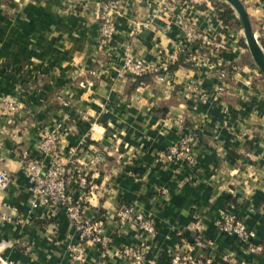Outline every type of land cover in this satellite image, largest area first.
Instances as JSON below:
<instances>
[{
	"label": "crops",
	"instance_id": "obj_1",
	"mask_svg": "<svg viewBox=\"0 0 264 264\" xmlns=\"http://www.w3.org/2000/svg\"><path fill=\"white\" fill-rule=\"evenodd\" d=\"M240 1L264 51V0ZM101 4L0 0V101L15 106L0 116V171L11 177L0 190L3 258L121 264L122 248L147 246L144 264H169L182 251L212 264H264V78L241 26L223 25L212 0H117L114 35L102 43ZM197 34L213 46L193 41ZM182 49L192 55L165 73ZM210 51L221 67L212 66ZM127 56L163 73L134 87ZM52 132L57 159L72 169L67 196L85 219L103 218L105 247L81 242L64 209L31 205L23 161L48 167L52 157L40 144ZM188 136L196 164L166 161ZM121 205L149 220L155 235L133 217L118 223ZM226 214L244 223L261 251L216 231Z\"/></svg>",
	"mask_w": 264,
	"mask_h": 264
},
{
	"label": "built area",
	"instance_id": "obj_2",
	"mask_svg": "<svg viewBox=\"0 0 264 264\" xmlns=\"http://www.w3.org/2000/svg\"><path fill=\"white\" fill-rule=\"evenodd\" d=\"M101 12L99 14V36L102 43L112 39L114 35L113 17L111 7L117 0H101ZM146 24H137L136 28L145 27ZM255 37L257 38L256 34ZM258 40V38H257ZM193 41H200L204 48L213 46L212 38L205 34L193 35ZM197 52L196 49L193 52ZM210 55L216 59L212 66L220 67L221 63L216 53L210 51ZM124 69L129 76L134 78L145 74H154L158 72L157 68L145 64L141 61L133 60L129 56L124 62ZM223 78L221 72L218 73ZM194 88H190L193 90ZM15 110L14 104L7 101H0V116L12 113ZM191 136L182 138L177 144L172 145L165 155L168 162H182L188 166L196 164V156L192 151ZM58 136L55 132L49 133L41 142L40 150L52 157L48 167H44L40 162L31 158H25L22 165V171L27 176L31 184V205L52 206L54 208L64 209L66 216L73 226L81 242L90 241L101 247H105L110 238L102 234V220H88L83 217V207L77 201H72L67 196V176L72 169L59 162L55 154ZM81 183L85 184V179L80 178ZM11 177L4 171H0V190L5 188ZM134 218L139 229L146 236L155 235L154 225L143 216L132 214V208L121 206L116 211V219L120 224ZM215 229L218 233L236 238L242 245L246 246L251 253L261 251L262 247L255 242L254 234L249 231L244 223L232 214H226L218 217L214 221ZM7 246V242L0 243V264H12L3 258L1 251ZM147 246H129L120 250V254L125 260L121 264H144V256ZM169 264H212L210 259H199L191 255L189 251H182L172 254Z\"/></svg>",
	"mask_w": 264,
	"mask_h": 264
},
{
	"label": "water",
	"instance_id": "obj_3",
	"mask_svg": "<svg viewBox=\"0 0 264 264\" xmlns=\"http://www.w3.org/2000/svg\"><path fill=\"white\" fill-rule=\"evenodd\" d=\"M225 2L235 13L239 19L243 31L246 49L256 66L264 78V51L260 46L255 34L252 30L248 14L240 0H222Z\"/></svg>",
	"mask_w": 264,
	"mask_h": 264
},
{
	"label": "trees",
	"instance_id": "obj_4",
	"mask_svg": "<svg viewBox=\"0 0 264 264\" xmlns=\"http://www.w3.org/2000/svg\"><path fill=\"white\" fill-rule=\"evenodd\" d=\"M212 2L214 4V6L217 9H219L218 15H219V19L221 20V22L223 23V25L229 26V27H240L241 26L240 21L236 17L234 11L227 4H224V3H221V2H215L214 0H212ZM258 42H259V44L261 46V43H260L259 39H258ZM191 55H192V52H189L187 50L182 49L181 51H179V56H178L177 62H175L173 64H169L167 66L166 70H165V73L172 74L176 70V68L178 67V65H180L183 60L187 59ZM220 72L223 74V71L222 70ZM158 73L162 74L163 72H156V73H154V75H157ZM147 75H150V74H145V75H142V76L136 77V78H134L132 76H129L135 82L132 86L135 87L137 85H140V83H143L146 80ZM151 75H153V74H151ZM259 76L261 77L260 72H259ZM121 206H123V205H121ZM121 206H119L118 208H120ZM99 218L100 219H97V220H102L103 221V218L102 217H99Z\"/></svg>",
	"mask_w": 264,
	"mask_h": 264
},
{
	"label": "rangeland",
	"instance_id": "obj_5",
	"mask_svg": "<svg viewBox=\"0 0 264 264\" xmlns=\"http://www.w3.org/2000/svg\"><path fill=\"white\" fill-rule=\"evenodd\" d=\"M215 2H221V3H224L226 4L225 2H223L222 0H214ZM258 70V69H257ZM259 71V70H258ZM261 74V73H260Z\"/></svg>",
	"mask_w": 264,
	"mask_h": 264
}]
</instances>
